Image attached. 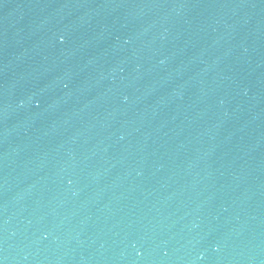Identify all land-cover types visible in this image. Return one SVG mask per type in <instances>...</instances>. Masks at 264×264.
<instances>
[{
    "label": "water",
    "instance_id": "water-1",
    "mask_svg": "<svg viewBox=\"0 0 264 264\" xmlns=\"http://www.w3.org/2000/svg\"><path fill=\"white\" fill-rule=\"evenodd\" d=\"M0 264H264V0H0Z\"/></svg>",
    "mask_w": 264,
    "mask_h": 264
}]
</instances>
